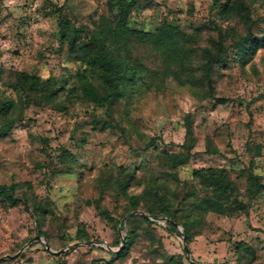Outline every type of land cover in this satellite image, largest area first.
Listing matches in <instances>:
<instances>
[{
    "label": "rangeland",
    "instance_id": "374dc122",
    "mask_svg": "<svg viewBox=\"0 0 264 264\" xmlns=\"http://www.w3.org/2000/svg\"><path fill=\"white\" fill-rule=\"evenodd\" d=\"M103 16L108 0H0V101L13 103L6 113L0 105V184L15 197L0 194V264L109 261L127 229L128 253L112 264H191L183 224L198 262L264 264V0H141L130 26L178 24L180 55L128 35L141 79L112 103L86 95V79L101 95L104 86L60 26L67 19L87 39ZM23 72L50 79L57 93L10 86ZM189 125L190 160L178 163ZM210 168L232 188L217 192L219 177L199 174ZM147 189L168 195L177 231L143 210ZM132 195L155 222L120 230L116 220L136 211ZM207 200L220 204L197 206Z\"/></svg>",
    "mask_w": 264,
    "mask_h": 264
},
{
    "label": "trees",
    "instance_id": "16d2710c",
    "mask_svg": "<svg viewBox=\"0 0 264 264\" xmlns=\"http://www.w3.org/2000/svg\"><path fill=\"white\" fill-rule=\"evenodd\" d=\"M141 0H108V8L110 15L109 17L103 16L101 22L96 26L94 31L87 35V39H82L79 37L80 29L74 25H70V21L61 20V34L68 41L71 49L75 52L76 55L81 57L83 60H86L88 64L92 66L94 71L97 73L98 77L101 79V82L104 86L105 92L104 95L99 94L93 83L86 79L82 84L83 89L87 96L96 102H110L112 103L122 94V87L127 83L141 79L140 65L138 63L132 62L127 58L125 51V38L128 35H137L138 33L147 35V39L156 47H167L169 51L176 52V46L178 45V40L175 39L176 35L180 34V26L178 24H173L172 22H167L165 25L157 28L156 31H140L134 29L130 26V16L133 11V8L140 4ZM252 35V25H249V29L245 36H243L240 41V45H243L246 39ZM180 55V52H176ZM184 57V55H181ZM10 86L19 88L20 90L26 92L27 90L41 91L44 93L47 99H50L57 93V90L54 87V82L50 79L42 81L39 76L34 74H29L26 72L18 73L16 80L11 83ZM1 108L6 112L10 110L13 106L12 102L0 101ZM12 121L7 122L3 127L10 126ZM1 132V131H0ZM188 137L191 139L192 143H184L186 146V154L181 155L179 159L176 160L178 163H186L190 160L191 150L193 148V129L189 125L187 131ZM155 141L152 140L151 145H154ZM206 172V173H205ZM208 173V174H207ZM210 173L213 177H219L215 180V185L217 186V192L220 190H230L232 188V182L226 179L225 173L218 172V170L207 169L199 171V174L203 177L208 176ZM252 179L255 185V193L261 191L263 184L260 181L258 175H252ZM124 183V184H123ZM127 182L120 183L122 189H126ZM159 187L162 185L159 184ZM0 194H7L9 199L15 201L13 196V190L6 185L0 184ZM150 198V205L144 207V211L149 213V215L154 216L158 219H165L169 225L168 229L170 232H175L178 230L174 217L171 215V206L172 203L169 201V197L166 193H160V191L153 192L150 189H147L144 199ZM137 195H132L131 197V208L130 211L136 210L137 207ZM156 202V203H155ZM218 205L220 202L214 201H202L197 206L202 207L205 204ZM138 211V210H136ZM106 209L101 210V214L106 216ZM135 212V211H134ZM107 217H111L110 214ZM140 218L148 223H154L152 219L147 217L145 214L132 213L129 217L124 220H116V224H120V230L126 229L127 225H130L132 220ZM184 231L186 236L184 238L187 240V243L190 241V228L183 224ZM132 229H127V234L125 236V245L119 248L116 252H111L114 255L113 259L109 261H102V259H97L92 261V264H112V261L116 258L125 257L128 253ZM84 240L93 241L95 244L102 241L93 240L88 233L82 237ZM186 251V248H185ZM187 254V252H186ZM191 264H209L196 261L193 257H189ZM171 261H175V257H171Z\"/></svg>",
    "mask_w": 264,
    "mask_h": 264
},
{
    "label": "water",
    "instance_id": "95a60500",
    "mask_svg": "<svg viewBox=\"0 0 264 264\" xmlns=\"http://www.w3.org/2000/svg\"><path fill=\"white\" fill-rule=\"evenodd\" d=\"M132 213L145 214L143 211H135V212H132ZM132 213H130V214H132ZM145 215H146L147 217H150V216L147 215V214H145ZM37 238H38L39 240L44 241V242L46 243L47 247L50 248L49 244L44 240V237H43V236H38ZM184 240H185V248H186L187 255L190 257L191 254H190L189 244L187 243V240H186L185 238H184ZM125 241H126L125 236H123V237H122V246L125 245ZM89 243H93V241H89ZM117 250H119V249H117ZM117 250H116V251H117ZM200 264H201V263H200Z\"/></svg>",
    "mask_w": 264,
    "mask_h": 264
}]
</instances>
